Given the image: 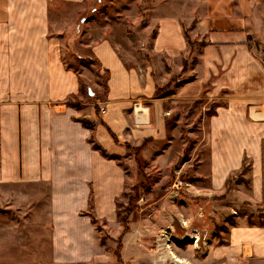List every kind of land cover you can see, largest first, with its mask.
<instances>
[{"label": "crops", "instance_id": "1", "mask_svg": "<svg viewBox=\"0 0 264 264\" xmlns=\"http://www.w3.org/2000/svg\"><path fill=\"white\" fill-rule=\"evenodd\" d=\"M52 1L0 0V190L48 189L52 257L57 263L79 264L91 259L97 246L90 203L98 217L114 220L115 199L126 184L125 170L111 157L124 156L127 142H143L145 133L159 134L162 118L159 104L147 103L135 88L138 75L129 73L110 40L94 47L102 69L110 72L107 111L103 115L95 110V120L93 111L82 117L83 109L67 106L66 100L80 92V79L66 67L62 30L51 23ZM205 2L207 9L198 11L192 31L205 45L183 76L180 92L187 99L200 97L211 84L205 93L223 102L200 123L209 162L208 172H200L209 179L202 193H223L227 180L247 164L249 185L233 191L261 207L264 64L254 51L264 45V0ZM179 29L178 23L162 25L157 48L165 41L173 50L178 41L186 52ZM133 97L138 103H131ZM243 233L246 243L264 257V228Z\"/></svg>", "mask_w": 264, "mask_h": 264}, {"label": "rangeland", "instance_id": "2", "mask_svg": "<svg viewBox=\"0 0 264 264\" xmlns=\"http://www.w3.org/2000/svg\"><path fill=\"white\" fill-rule=\"evenodd\" d=\"M70 2L54 0L49 6L52 27L62 30L66 67L80 79V92L67 106L83 109L82 117L93 111L95 120V110L107 111L110 72L102 69L94 47L110 40L129 73L138 75L135 88L147 103L159 104L162 118L159 134L145 133L143 142H127L126 152L120 151L124 156L111 157L125 170L126 184L115 199L114 220L98 217L90 203L97 246L94 256L79 264H264L243 233L264 228V206L253 207L233 191L249 185V165L227 180L223 193H202L209 179L200 172H208L209 162L200 123L223 102L205 93L211 84L200 97L187 99L180 92L205 45L192 33L198 11L207 9L205 0ZM168 22L181 25L186 52L178 41L173 50L165 41L155 45ZM254 52L264 64V45ZM137 101L133 97L131 103ZM53 230L48 189L0 190V264H65L52 257Z\"/></svg>", "mask_w": 264, "mask_h": 264}, {"label": "bare ground", "instance_id": "3", "mask_svg": "<svg viewBox=\"0 0 264 264\" xmlns=\"http://www.w3.org/2000/svg\"><path fill=\"white\" fill-rule=\"evenodd\" d=\"M198 238L197 237H194L193 239H191V240H197ZM174 259H175V261L176 262H179V263H181V260L179 259V258H177V256L176 257H174Z\"/></svg>", "mask_w": 264, "mask_h": 264}, {"label": "trees", "instance_id": "4", "mask_svg": "<svg viewBox=\"0 0 264 264\" xmlns=\"http://www.w3.org/2000/svg\"><path fill=\"white\" fill-rule=\"evenodd\" d=\"M185 64H186V62H185ZM116 142L119 143V142L117 141V139H116ZM94 147H97V145H94ZM125 147H128V145H125Z\"/></svg>", "mask_w": 264, "mask_h": 264}, {"label": "built area", "instance_id": "5", "mask_svg": "<svg viewBox=\"0 0 264 264\" xmlns=\"http://www.w3.org/2000/svg\"><path fill=\"white\" fill-rule=\"evenodd\" d=\"M104 112V111H103Z\"/></svg>", "mask_w": 264, "mask_h": 264}]
</instances>
